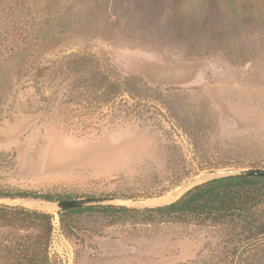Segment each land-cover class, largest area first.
<instances>
[{
  "label": "rangeland",
  "instance_id": "1",
  "mask_svg": "<svg viewBox=\"0 0 264 264\" xmlns=\"http://www.w3.org/2000/svg\"><path fill=\"white\" fill-rule=\"evenodd\" d=\"M38 62L50 70L35 85ZM95 68L124 84L129 106L144 97L152 118L68 132L48 101L93 83ZM254 168L264 169V0H0V193L145 209L207 173ZM0 203L60 221L45 202ZM75 219V236L53 232L51 264H264V252L232 262L228 231L211 223Z\"/></svg>",
  "mask_w": 264,
  "mask_h": 264
},
{
  "label": "trees",
  "instance_id": "2",
  "mask_svg": "<svg viewBox=\"0 0 264 264\" xmlns=\"http://www.w3.org/2000/svg\"><path fill=\"white\" fill-rule=\"evenodd\" d=\"M49 70L38 62L29 70L27 82L31 80L38 85ZM103 74V70L95 68L94 82H88V76L81 78L82 85L76 84L78 88H72L65 101L58 103L55 94L52 102L46 100L51 112L54 108L64 109L60 113H63L68 132L89 137L104 128H127L152 118L153 113L147 108L144 97L138 99L136 106H129L123 98L129 93L124 84L113 79L105 81L100 77ZM138 105L141 108L137 109ZM103 107H107L109 113L98 111ZM29 198L55 200L51 196L31 193H0V199ZM84 213L126 217L141 223H211L228 231V241L234 243L232 262L241 260L247 252L256 255L264 252V177L210 180L193 187L176 202L155 208L119 206L59 211L61 228L68 238L81 231L75 218ZM53 221L54 215L50 213L0 203V264H51Z\"/></svg>",
  "mask_w": 264,
  "mask_h": 264
},
{
  "label": "water",
  "instance_id": "3",
  "mask_svg": "<svg viewBox=\"0 0 264 264\" xmlns=\"http://www.w3.org/2000/svg\"><path fill=\"white\" fill-rule=\"evenodd\" d=\"M71 53H72V51L64 53L62 55V57L70 55ZM204 176L208 177L207 181L214 180V179L238 178V177H264V169L254 168V169H242V170H237V171L210 172V173H207ZM202 177L203 176H200L198 178L192 179V180L182 184L175 191V194H174L175 197L185 187L194 184L195 182L200 180ZM198 185H200V184H198ZM178 199L174 198L169 203L158 205V206H153V207H148V208H155V207L168 205L170 203L176 202ZM4 200H9L11 202H14L16 200H21V201H23V200H34V201L45 202V203L51 204L57 211H66V210H71V209L88 208V207H119V206H127V204H123V202H127L128 201L126 199H121V198H117V197H88V198L71 199V200H64V201H59V200L47 201V200H43V199H34V198H29V199H4ZM127 207H129V206H127Z\"/></svg>",
  "mask_w": 264,
  "mask_h": 264
},
{
  "label": "built area",
  "instance_id": "4",
  "mask_svg": "<svg viewBox=\"0 0 264 264\" xmlns=\"http://www.w3.org/2000/svg\"><path fill=\"white\" fill-rule=\"evenodd\" d=\"M61 231V223L60 221L57 219L54 223H53V232H57L59 233Z\"/></svg>",
  "mask_w": 264,
  "mask_h": 264
},
{
  "label": "bare ground",
  "instance_id": "5",
  "mask_svg": "<svg viewBox=\"0 0 264 264\" xmlns=\"http://www.w3.org/2000/svg\"><path fill=\"white\" fill-rule=\"evenodd\" d=\"M172 194V193H171ZM19 201V200H18ZM170 201V200H169ZM148 202V201H147ZM127 202H123V204H126ZM146 204V203H145ZM148 204V203H147ZM158 204V202H150V205Z\"/></svg>",
  "mask_w": 264,
  "mask_h": 264
}]
</instances>
